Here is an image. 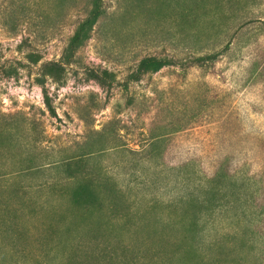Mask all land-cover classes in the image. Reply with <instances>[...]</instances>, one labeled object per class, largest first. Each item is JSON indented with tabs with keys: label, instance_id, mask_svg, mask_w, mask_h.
I'll return each mask as SVG.
<instances>
[{
	"label": "rangeland",
	"instance_id": "rangeland-1",
	"mask_svg": "<svg viewBox=\"0 0 264 264\" xmlns=\"http://www.w3.org/2000/svg\"><path fill=\"white\" fill-rule=\"evenodd\" d=\"M192 6L193 0H102L104 13L91 37L65 64L64 85L46 81L53 115L36 76L44 63L61 59L91 0H0V201L8 200L11 209L4 220L0 205V256L13 250L16 225L34 227L29 243L44 240L47 226L58 222L64 202L56 201L52 189L58 193L61 187L62 160L87 152V142L103 141L104 150L91 159L100 161L126 194L136 196L144 178L160 181L138 195L147 199L192 191L199 182L193 177L207 168L193 153V173L176 169L174 154L182 151L176 142L196 138L186 129H181L186 136L173 135L159 145L160 157L144 161L139 151L177 120L183 127L200 126L210 122L209 115L222 126L212 139L223 156L217 163L230 159L222 180L231 187L228 199L236 201L207 225L206 244L217 238L222 244L220 253L202 264H264V0H223L218 9ZM151 55L174 63L126 86L139 60ZM92 71L104 86L90 77ZM154 100L156 117L147 121ZM36 198L44 207L30 220L27 206ZM45 250L28 247L27 253Z\"/></svg>",
	"mask_w": 264,
	"mask_h": 264
},
{
	"label": "trees",
	"instance_id": "trees-1",
	"mask_svg": "<svg viewBox=\"0 0 264 264\" xmlns=\"http://www.w3.org/2000/svg\"><path fill=\"white\" fill-rule=\"evenodd\" d=\"M222 1L193 0L196 6H192V9L196 10L198 5L211 9V4L218 9ZM103 13L102 0H91L90 10L76 26L61 59L44 63L40 75L36 76L44 104L51 114L55 115V109L46 88L47 79L64 85L65 64L72 60L77 50L91 37L93 27ZM199 18L197 14L192 15L195 23ZM32 59L34 62L39 60ZM202 59L204 58H200ZM173 63L168 57L145 56L127 75L125 84L127 86L130 82L139 81L144 75L156 73ZM103 73L107 76L113 75L107 70ZM90 77L97 80L101 86L105 85L99 73L92 71ZM155 103L154 100L146 109L147 121L152 116L156 117V110L153 109ZM207 116L211 119L210 122L200 126L183 127L180 120H177L179 124L169 128V131L167 128L150 136V140L144 142L139 151L144 161L152 160L156 155L160 157L163 151L159 145L167 144L170 138L173 140V135H179L178 140L186 136L181 130L186 129L188 135L196 138L190 144L176 142L175 146L182 150V154H174L179 157L176 169L181 173L184 169L186 175L193 173L190 167L196 153H198L196 158L204 160L207 168L203 176L193 177V180L198 179L199 182L192 189L189 188L192 191L176 194L166 200L147 199L145 194L138 195L143 192L146 185L157 188L160 181L144 178L138 182L142 183V188L135 191L136 196L126 194L117 178L103 167L100 161L91 159L94 153L104 150L103 141L99 139L87 142V152L62 160L64 173L57 182L61 187L58 188V193L56 189H52L56 201L64 202L59 209L58 222L47 226L48 235L44 240L32 239L29 243L26 238L28 236L30 238L34 227L16 225L13 229L15 236L11 242L13 250L8 255L3 250L0 264H202L204 258L218 255L222 244L220 240L217 238L206 244L203 234L208 228L207 225L221 209L236 199L233 198L231 201L228 199L227 191L231 187L222 180L226 176L225 162L230 159L224 158L223 165L222 161L217 163L216 160L222 153L212 137L216 135V129L222 126L216 122L217 120ZM195 117L196 115L191 118ZM164 125L169 126L168 123ZM176 151L178 152V149ZM183 156L187 157L186 161L183 160ZM243 158L247 156H242ZM180 177L183 179V175ZM202 182L199 193L197 187ZM230 182L234 189L235 180L231 179ZM189 184L190 182L187 183ZM17 188L16 198L21 189ZM42 195L43 192L38 196L42 198ZM4 200L0 201L1 217L7 220L10 205L8 200L6 203ZM42 201L43 199H32L31 205L27 206L30 220L38 217V213L44 207L45 202ZM18 210L20 212L19 208L12 210L14 217H17ZM20 239L25 244H21ZM1 246L0 241V248ZM43 246L46 250L44 253L42 251V254L37 251H34L33 255L27 253L28 247L34 249L39 247L42 250ZM3 247L5 249V245ZM210 264H219V260H212Z\"/></svg>",
	"mask_w": 264,
	"mask_h": 264
}]
</instances>
